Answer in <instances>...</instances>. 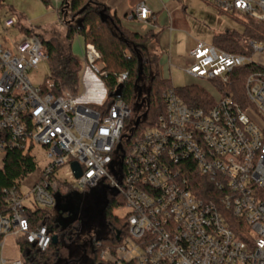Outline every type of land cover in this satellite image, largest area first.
Here are the masks:
<instances>
[{"label": "built area", "instance_id": "1", "mask_svg": "<svg viewBox=\"0 0 264 264\" xmlns=\"http://www.w3.org/2000/svg\"><path fill=\"white\" fill-rule=\"evenodd\" d=\"M53 1L59 12L66 0ZM203 1L221 14L246 17L264 28V0ZM153 18L144 2L127 16L139 22ZM18 25L16 16L2 22L6 32ZM4 40L0 43V156L41 146L51 163L28 195L21 187L3 191L0 264H25L23 257H5L8 238L24 239L41 251L53 243L46 225L30 230L25 201L32 199L31 207L53 210L57 196L62 199L71 190L106 191L121 198L128 210V235L116 255L105 251L103 260L264 264V66L254 60L264 54L263 41H249L245 54L198 42L184 71L188 77L216 85L214 106L191 107L170 90L164 94L165 112L155 126L134 136L126 127L133 112L121 98L97 109L68 92L54 94L50 82L32 84L29 74L49 63L38 35L24 33L18 41ZM84 60L100 79L106 77L102 56L92 42L85 46ZM240 70L250 71L244 79V109L228 91ZM127 80L128 74L120 75L118 86ZM253 116L260 117L263 126ZM74 162L82 170L79 179L71 169ZM64 167L75 179L71 187L58 177ZM195 172L212 186L206 197L190 180Z\"/></svg>", "mask_w": 264, "mask_h": 264}, {"label": "trees", "instance_id": "2", "mask_svg": "<svg viewBox=\"0 0 264 264\" xmlns=\"http://www.w3.org/2000/svg\"><path fill=\"white\" fill-rule=\"evenodd\" d=\"M0 0V9L2 8ZM50 0H44L47 3ZM59 15L66 27V38L70 43L68 54H64L52 42L41 39L49 55L50 77L46 82L53 83L54 94L68 92L78 96L80 86L81 62L71 51L72 42L76 37L84 39V46L92 42L102 56L103 72L101 77L108 91V105L116 100L112 95L118 89V78L128 74L124 83L121 100L130 109L144 106L140 116L134 113L126 124L128 132L134 136L155 126L158 117L165 112L164 94L174 90L176 94L189 106L195 108L211 109L214 98L207 91L197 85L175 89L170 80L162 79L160 75V58L158 55L152 59L147 54V43L154 38L149 34L141 36L126 29L110 9L97 0H66L59 11ZM233 17V16H230ZM21 30L27 35L36 34L30 27L22 24L21 17L17 16ZM37 35V34H36ZM248 40L264 42V28L249 19L246 24ZM215 46L234 53H247L246 46L232 35L220 34L214 37ZM250 73L248 70L236 72L228 91L235 96L242 108L247 106L244 91V79ZM146 91L143 99L142 93ZM140 124L136 127V122ZM28 150H12L1 159L0 167V207L4 205V190L20 188L22 183L37 171L36 158ZM198 185L202 196L212 186L206 178L198 176L195 172L190 177ZM200 185V186H199ZM206 197V196H205ZM88 208L80 214L79 222L73 224L67 231L58 226L59 213L56 209L45 210L36 206L27 207L25 216L30 230H36L46 225L52 237L59 238L58 244L51 243L46 251L30 246L24 239L18 245L25 264H118L110 260H103L101 255L108 251L116 255L118 247L128 235L127 218H120L114 210L123 206L118 197L109 196L100 190H88L85 193L83 206ZM67 214H64V216ZM119 236V239H117ZM100 245V246H99ZM67 247L69 256L62 259L61 251ZM123 264H136L126 262Z\"/></svg>", "mask_w": 264, "mask_h": 264}, {"label": "rangeland", "instance_id": "3", "mask_svg": "<svg viewBox=\"0 0 264 264\" xmlns=\"http://www.w3.org/2000/svg\"><path fill=\"white\" fill-rule=\"evenodd\" d=\"M98 1V0H97ZM99 2V1H98ZM100 4H103L99 2ZM187 7L188 16V28H191L192 32H188L186 29L184 39H180V45L172 52L173 60H176L177 64L169 65L168 52L165 53L164 65L160 64V75L162 78L170 80L172 86L175 89L184 88L190 85H197L200 88L207 91L215 100L218 98V93L215 90L216 85L204 80H196L188 77L184 71L189 67L186 62L188 60V47L192 40L198 42H204L208 45H213L214 36L220 34H230L244 46H248V37L246 36V24L249 22V18L246 17H230L224 14H220L214 7L208 5L203 0H188L185 3ZM19 16L21 17L22 24L27 27H32L43 40L52 42L54 46L61 49L64 54H68L70 43L66 38V27L61 20L59 12H57V5L55 1L51 0L47 3L44 0H3L2 8L0 11V43L5 40L18 41L21 39L24 32L21 30L20 25L7 32L2 28V22L6 17ZM150 37V35L148 34ZM151 38V37H150ZM153 38L147 43V54L151 59L156 56L155 45ZM71 51L73 55L81 62L82 70L80 72V86L78 91V97L81 98L83 104L97 109H105L108 105V89L103 82L94 74L90 68V72L94 74L95 81L99 85H95L86 89L83 86V75L87 69L85 63V46L84 39L82 37L75 38L72 42ZM254 60L260 62L264 66V54H257L254 56ZM104 67V64H100ZM50 65L49 63L41 64L37 70L32 71L29 74V79L33 85L39 86L44 84L46 79L50 77ZM53 84V83H52ZM146 91L142 93L141 99L144 98ZM221 94V92L219 93ZM135 117L141 115L144 111V106H136L131 109ZM253 119L257 121L259 126H263V122L260 117L253 116ZM146 131L144 128L140 130V133ZM31 154L36 158L37 171L27 178L21 185V192L24 196L30 193L32 182H34L40 173L51 163V160L47 157V151L41 146H34ZM0 156V167H1ZM60 179H66L69 186L75 184V179L70 176L69 168L64 167L58 174ZM85 198V194L82 192H74L71 190L65 193L61 202L66 207L72 208L78 215L82 211H86L88 206L82 205ZM119 202L122 199L119 198ZM32 199L26 200L25 205L31 207ZM83 206V207H82ZM128 213V210L124 207H120L114 210V214L120 218H123ZM132 245V244H130ZM133 246V245H132ZM5 257L9 259L22 258V254L18 245V241L13 238H8L5 248ZM137 254V252H136ZM62 259L66 260L69 256V250L67 247L61 251ZM1 256V253H0ZM111 261V260H110Z\"/></svg>", "mask_w": 264, "mask_h": 264}, {"label": "crops", "instance_id": "4", "mask_svg": "<svg viewBox=\"0 0 264 264\" xmlns=\"http://www.w3.org/2000/svg\"><path fill=\"white\" fill-rule=\"evenodd\" d=\"M110 9L112 14H115L121 21L122 25L129 31L146 36L151 34L154 36L155 54L160 58L159 64L164 65L165 53L168 52L169 65L177 64L176 60L172 58V52L180 45L179 40L184 39L183 33L188 28L187 7L185 3L188 0H98ZM144 2L152 11L154 18L150 22L130 21L127 16L132 12L136 6ZM205 2V1H204ZM207 3V2H205ZM214 7L213 5L207 3ZM215 8V7H214ZM221 14V13H220ZM35 31V30H34ZM36 32V31H35ZM217 36V35H216ZM215 37V36H214ZM41 38V37H40ZM79 38V37H77ZM198 41L192 40L188 47V60L186 64H191L190 52L196 47ZM87 67V66H86ZM164 79V78H162ZM167 80V79H166ZM83 86L87 88L99 85L94 78V74L90 72L89 68L84 72ZM37 180V179H36ZM35 180V181H36ZM32 182V185L35 183ZM31 185V186H32Z\"/></svg>", "mask_w": 264, "mask_h": 264}, {"label": "water", "instance_id": "5", "mask_svg": "<svg viewBox=\"0 0 264 264\" xmlns=\"http://www.w3.org/2000/svg\"><path fill=\"white\" fill-rule=\"evenodd\" d=\"M124 85L120 84L118 86V89L116 92L112 95L115 99H120L122 96V90ZM140 124L139 121L136 122V127H138ZM72 171L75 173V178L79 179L82 176V170L80 165L77 162L72 163L71 165ZM61 198L57 196V206L56 210L59 213V217L57 219L58 226L61 228L62 231H65L68 229L71 225L76 223L79 220V215L72 210V208L66 207L65 205H62ZM64 214H67V217H64ZM119 238V236H118ZM59 241V238L57 236H54L52 238V242L54 245H57Z\"/></svg>", "mask_w": 264, "mask_h": 264}, {"label": "flooded vegetation", "instance_id": "6", "mask_svg": "<svg viewBox=\"0 0 264 264\" xmlns=\"http://www.w3.org/2000/svg\"><path fill=\"white\" fill-rule=\"evenodd\" d=\"M67 216H68V215H65L64 217H67ZM79 216H80V215H79ZM79 218H80V217H79ZM77 222H79V220H78ZM77 222H76V223H77ZM74 224H75V223H74ZM71 226H72V225H71ZM71 226H70V227H71ZM70 227H69V228H70ZM69 228H68V229H69ZM68 229H66L65 231H67Z\"/></svg>", "mask_w": 264, "mask_h": 264}]
</instances>
